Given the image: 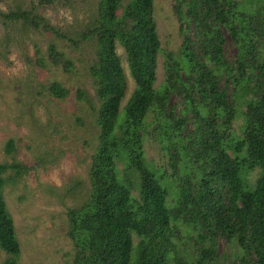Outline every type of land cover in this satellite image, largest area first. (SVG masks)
I'll return each instance as SVG.
<instances>
[{
	"label": "trees",
	"instance_id": "obj_1",
	"mask_svg": "<svg viewBox=\"0 0 264 264\" xmlns=\"http://www.w3.org/2000/svg\"><path fill=\"white\" fill-rule=\"evenodd\" d=\"M173 12L179 57L164 54L157 86L154 0H98L83 30V43L94 47L98 105L82 90L76 95L96 112L99 133L89 188L66 212L74 255L64 264H264V0H175ZM18 13L4 16L29 23ZM117 45L135 83L124 105ZM49 57L71 71L56 47ZM50 90L59 99L69 94L57 82ZM150 137L163 164L146 158ZM13 149L9 140L6 152ZM8 168L15 178L29 168L0 163V250L9 255L0 264H20L4 198L5 183L15 180L4 176Z\"/></svg>",
	"mask_w": 264,
	"mask_h": 264
},
{
	"label": "rangeland",
	"instance_id": "obj_2",
	"mask_svg": "<svg viewBox=\"0 0 264 264\" xmlns=\"http://www.w3.org/2000/svg\"><path fill=\"white\" fill-rule=\"evenodd\" d=\"M174 1L154 0L163 52L157 57L156 86L164 78V54L172 52L179 57L182 35L173 12ZM97 3L98 0H0V163L16 161L29 168L22 177L15 178L11 168L4 173L15 178L7 181L3 189L20 244V264H64L73 259L74 248L66 234V212L82 202V189L89 188L93 139L99 133L96 112L76 95L77 90H82L98 105L96 85L89 73L95 60L94 47L81 38L90 19L97 15ZM9 12L26 13L29 23L22 18L7 19L4 15ZM51 46L73 64L71 71L51 61ZM117 52L127 83L121 103L124 105L135 83L119 45ZM54 82L69 91L67 97L59 99L50 93ZM241 124L238 118L233 124L235 131L239 132ZM9 140L14 149L7 153ZM144 148L147 160L163 164L158 141L150 137ZM248 178L254 182L257 171ZM74 185L77 187L72 189ZM7 257L0 250V263Z\"/></svg>",
	"mask_w": 264,
	"mask_h": 264
}]
</instances>
